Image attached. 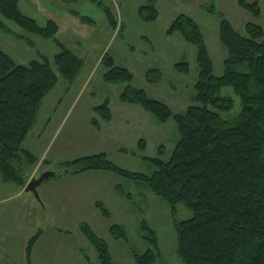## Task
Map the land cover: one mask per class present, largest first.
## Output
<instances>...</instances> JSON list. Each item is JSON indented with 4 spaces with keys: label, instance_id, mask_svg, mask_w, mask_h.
<instances>
[{
    "label": "rangeland",
    "instance_id": "obj_1",
    "mask_svg": "<svg viewBox=\"0 0 264 264\" xmlns=\"http://www.w3.org/2000/svg\"><path fill=\"white\" fill-rule=\"evenodd\" d=\"M149 1L77 0L67 4L61 0H22L24 14L40 26L45 27L50 20L57 23L56 40L28 34L14 22L4 21L12 34L0 30V48L23 66L49 59L59 77L23 144V149L39 160L38 166L25 170L26 183L44 172L62 175L39 187V200L14 184L4 183L0 176V264H27L28 244L39 234L31 254L32 264H100L96 250L81 231L84 225L108 244L115 264H136L133 255L149 249L140 231L143 222L158 233L162 253L158 264H182L176 252L171 207L144 183L106 171L65 174L64 165L106 154L123 171L152 176L156 168L143 158L157 159L164 147L162 159L170 161L180 139L177 125L173 120L161 125L142 107L123 104L120 96L128 84L104 81L107 69L102 65L103 58L108 55L116 67L131 71L132 87L168 105L174 114H182L196 105L197 50L179 34L169 36L171 24L183 15L199 24L214 62L215 76L222 77L228 56L219 34L222 18L208 13L203 6L222 13L245 35L250 23L264 28V0H246L260 4V18L241 10L237 0H158V20L146 22L139 11ZM107 10L116 28L109 24ZM57 43L84 61L73 83L60 76L53 62L62 52ZM184 62L190 65L189 75L175 70ZM153 69L162 72L159 84L146 79V73ZM221 96L234 99L231 116L240 114L241 103L233 89H224ZM106 101L114 115L112 122H105L95 112ZM141 140L147 143L145 151L139 149ZM98 203L109 211V218L102 216ZM191 217L184 206L177 208L179 221ZM113 226L126 228L129 242L113 239Z\"/></svg>",
    "mask_w": 264,
    "mask_h": 264
},
{
    "label": "trees",
    "instance_id": "obj_2",
    "mask_svg": "<svg viewBox=\"0 0 264 264\" xmlns=\"http://www.w3.org/2000/svg\"><path fill=\"white\" fill-rule=\"evenodd\" d=\"M238 6L253 18H260L262 14L258 2L241 0ZM203 9L222 18L219 34L228 56L223 76L216 77L199 24L184 15L171 24L167 34H179L197 50L199 76L193 99L196 105L184 113L174 114L168 105L132 87L133 73L116 67L108 55L102 60L107 69L103 76L106 83L128 84L120 96L123 104L142 107L161 125L170 120L176 123L180 139L171 160L162 159L164 147L157 159L144 157L143 160L156 168L152 176L123 171L106 154L64 166L71 175L106 171L144 183L171 207L177 233L176 252L182 264H264V28L250 23L243 35L222 13L214 8L203 6ZM106 14L111 27L116 28L111 12L107 10ZM139 15L146 22L157 21L156 0H150ZM4 21L14 22L28 34L46 40H56L59 31L54 21L42 27L27 17L21 10L20 0H0V30L12 34ZM57 44L62 52L53 62L60 76L73 83L84 61ZM175 70L181 75L191 72L186 62L177 64ZM146 79L151 84H159L163 75L153 69L146 73ZM58 81L49 59L23 66L0 48V176L4 183L25 189L28 179L25 170L39 165V160L23 149V144L37 122L43 101ZM226 88L233 89L241 103L240 114L235 117L231 116L234 99L221 96ZM95 112L105 122L113 121L109 101L95 108ZM93 123L98 126L97 121ZM146 148V141L141 140L139 149ZM119 193L126 197L122 190ZM180 205L191 212V218L176 219ZM96 207L104 218L110 217L103 204L98 203ZM81 231L96 250L100 264H115L104 240L87 225ZM140 231L149 249L144 254L135 253V263L158 264L162 258L158 233L147 222L141 224ZM110 235L117 241L129 242V232L122 226H113ZM39 237L40 234L28 244L27 264H32L31 254Z\"/></svg>",
    "mask_w": 264,
    "mask_h": 264
},
{
    "label": "water",
    "instance_id": "obj_3",
    "mask_svg": "<svg viewBox=\"0 0 264 264\" xmlns=\"http://www.w3.org/2000/svg\"><path fill=\"white\" fill-rule=\"evenodd\" d=\"M68 173H69V171L66 170L65 174H68ZM61 175H62L61 172H44L38 178L33 179L26 186L25 192L34 194L35 197L39 200V193H38L39 187L41 185H43V183H45L46 181H49L51 179H55L57 177H60Z\"/></svg>",
    "mask_w": 264,
    "mask_h": 264
},
{
    "label": "crops",
    "instance_id": "obj_4",
    "mask_svg": "<svg viewBox=\"0 0 264 264\" xmlns=\"http://www.w3.org/2000/svg\"><path fill=\"white\" fill-rule=\"evenodd\" d=\"M21 1L22 0H20V4H21V10H22V12L24 13V11H23V8H22V3H21ZM157 1L158 0H156V4H157ZM240 0H237V4H238V2H239ZM246 1V0H245ZM246 2H248V1H246ZM257 2V1H256ZM249 3V2H248ZM239 7V6H238ZM242 10V9H241ZM50 21H53V20H50ZM50 21H48V22H50ZM55 22V21H54ZM56 23V22H55ZM2 49V48H1ZM3 50V49H2ZM4 51V50H3ZM23 191V190H22Z\"/></svg>",
    "mask_w": 264,
    "mask_h": 264
}]
</instances>
